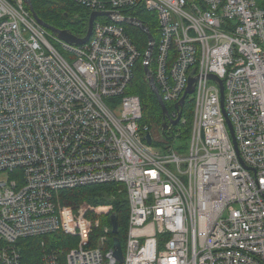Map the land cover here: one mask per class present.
Masks as SVG:
<instances>
[{"label": "built area", "instance_id": "2783aa9c", "mask_svg": "<svg viewBox=\"0 0 264 264\" xmlns=\"http://www.w3.org/2000/svg\"><path fill=\"white\" fill-rule=\"evenodd\" d=\"M71 1L109 14L82 46L41 26L25 0H0V264H20L19 240L56 232L78 241L67 264H119L112 202L61 198L105 184L129 203L123 264H264V0ZM133 10L159 24L144 64L170 108L162 140L127 92L142 57L126 29L144 25ZM190 78L184 142L182 115L173 122ZM41 261L60 264L59 252Z\"/></svg>", "mask_w": 264, "mask_h": 264}, {"label": "trees", "instance_id": "16d2710c", "mask_svg": "<svg viewBox=\"0 0 264 264\" xmlns=\"http://www.w3.org/2000/svg\"><path fill=\"white\" fill-rule=\"evenodd\" d=\"M31 3L38 18L44 23L58 30L69 31L80 38L86 35L90 14L83 8L75 5L71 0H31ZM24 6L27 10H30L27 4H24ZM130 14L137 17V19L150 30L155 39L158 38L159 24L155 15L145 10H133ZM126 29L134 44L142 53V57L136 61V64L134 65V76L127 92L136 94L141 99L144 110L142 123L147 124L148 121L155 120L158 121V124L161 127L164 119L162 107L157 96L153 93L150 87L145 73L146 71H144V69H146L144 64L145 51L148 48L149 38L147 34L138 27L127 25ZM168 109L170 108L168 107ZM193 116L194 99L192 97H187L182 108V119L185 122H181L174 129V133H177L178 131L180 132L179 140L186 142L190 139ZM185 148L186 147H184V149ZM118 190L119 189L116 186L108 184L87 186L63 191L61 193V198L63 199V203L67 205L80 204L83 202L99 205L105 203V201H101V195L110 196V194L116 193ZM111 204L114 206V212L118 216V238L120 239L124 250L129 225V203L126 199L119 200V202H112ZM97 232H99V230ZM96 236L94 235L93 238L95 239ZM77 243L78 241L76 239L67 237L61 232H56L41 237L21 239L16 245L21 250L22 264H43L41 262L42 254L53 250L59 252L60 264H66L67 254ZM94 243L95 242H92V244Z\"/></svg>", "mask_w": 264, "mask_h": 264}, {"label": "water", "instance_id": "95a60500", "mask_svg": "<svg viewBox=\"0 0 264 264\" xmlns=\"http://www.w3.org/2000/svg\"><path fill=\"white\" fill-rule=\"evenodd\" d=\"M25 3L29 6V9L32 12L34 18L37 20V22L41 26H43L45 29L51 31L52 33L56 34L57 37L61 41L66 42V43H68L70 45L82 46V45L86 44L90 40V38L92 36L94 22L96 21V19L98 17H100V16H109L108 13H92L90 15V17H89V24H88L87 33H86V35L84 37L80 38V37H77V36L73 35L69 31L58 30V29H55L54 27L44 23L42 20H40L38 18L37 14L35 13L34 8L32 6V3H31V0H25ZM140 29L147 34V36L149 38V41H153V36L151 35L150 31L144 25H141ZM146 76L149 77L150 87H151L153 93L157 96V98H158V100L160 102V105L162 107L163 115L166 118L167 114H168L167 106L164 103V101L162 100L154 80L150 77V72H149L148 68H146ZM209 79L213 80V81H217L219 83V85L221 87L222 106H223V104H224V85H223V82L221 80H219L214 75H210ZM197 80H198L197 78H190L189 86L187 88V91L185 92V94H184L183 98L181 99V101L176 105V107L178 109H181L184 106L188 96H191V95L194 94V91H195V86L194 85L197 82ZM181 115L182 114L180 112V114L178 116V119L173 122V125H178V123H179V121L181 119ZM224 115H225L228 127L230 129L233 141H234V143L236 145V140H235V137H234L233 127H232V124H231L227 114L225 113V111H224ZM167 126H168V124L164 123L162 127L165 129ZM147 142H148V144L152 143V136L150 134L147 136ZM110 224L112 225V233H113V235H115V237L113 239V257L119 264H123L124 263V251H123V248H122L121 241L117 237L118 234H119V226H118V216H117V214L115 212L112 213L111 216H110Z\"/></svg>", "mask_w": 264, "mask_h": 264}, {"label": "rangeland", "instance_id": "374dc122", "mask_svg": "<svg viewBox=\"0 0 264 264\" xmlns=\"http://www.w3.org/2000/svg\"><path fill=\"white\" fill-rule=\"evenodd\" d=\"M55 46L59 49V50H61L62 52H64L63 51V49L61 48V46L59 45V44H57V43H55ZM149 70V69H148ZM144 71H146V69H144ZM146 73V72H145ZM147 125L149 126V127H152V128H150V129H152V130H154L155 132H159V134H156L157 136H158V138L160 139V140H162V138L161 137H163V134H162V131L159 129V124H158V121H155V120H153V121H148L147 122ZM155 128V129H154ZM179 144H183V143H179ZM179 144H176V145H179ZM120 190V189H119ZM117 191L116 193H113V194H111L110 195V197L109 196H106V195H101L100 196V199H101V201L103 202V201H105V203H101L102 205L103 204H108V203H111V202H119V200H126V197H125V192H124V190L122 189V190H120V191ZM84 203V202H83ZM80 204H82V203H80ZM76 205H79V204H76ZM44 254V253H43ZM42 254V255H43ZM41 260H42V256H41ZM42 262V261H41ZM20 264H22V260H20ZM66 264H67V258H66Z\"/></svg>", "mask_w": 264, "mask_h": 264}, {"label": "bare ground", "instance_id": "6f19581e", "mask_svg": "<svg viewBox=\"0 0 264 264\" xmlns=\"http://www.w3.org/2000/svg\"><path fill=\"white\" fill-rule=\"evenodd\" d=\"M143 111H144V110H143ZM150 128H152V127H150ZM154 129H155V128H154ZM151 130H152V129H151ZM158 136H159V135H158ZM120 190H121V189H120ZM120 190H119V191H120ZM43 240H44V239H43ZM44 242H45V241H44ZM44 250H45V249H44ZM47 251H48V250H47Z\"/></svg>", "mask_w": 264, "mask_h": 264}]
</instances>
